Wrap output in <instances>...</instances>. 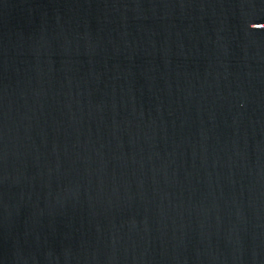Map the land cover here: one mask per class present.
I'll list each match as a JSON object with an SVG mask.
<instances>
[{
  "label": "water",
  "instance_id": "95a60500",
  "mask_svg": "<svg viewBox=\"0 0 264 264\" xmlns=\"http://www.w3.org/2000/svg\"><path fill=\"white\" fill-rule=\"evenodd\" d=\"M0 264H264V0H0Z\"/></svg>",
  "mask_w": 264,
  "mask_h": 264
}]
</instances>
